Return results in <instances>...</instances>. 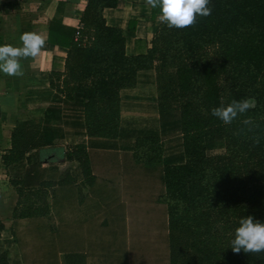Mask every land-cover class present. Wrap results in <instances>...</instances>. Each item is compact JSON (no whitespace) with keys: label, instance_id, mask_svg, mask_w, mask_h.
Wrapping results in <instances>:
<instances>
[{"label":"trees","instance_id":"1","mask_svg":"<svg viewBox=\"0 0 264 264\" xmlns=\"http://www.w3.org/2000/svg\"><path fill=\"white\" fill-rule=\"evenodd\" d=\"M115 6L116 0H86L78 42L75 30L50 20L47 43L67 51L63 71L50 72L49 87L66 100L81 94L86 137L114 139L119 91L132 88L138 72L153 71L156 109L178 115L183 162L160 166L162 144L153 136L135 138L131 157L158 176L168 264H264V252L235 253L230 243L241 218L264 223V0H210V16H197L185 29L160 22L150 47L134 56L124 54L122 31L102 18L103 9ZM149 12L159 15L150 6ZM245 98L253 107L232 124L211 115L212 108ZM245 119L251 124H242ZM253 136L260 137L259 145ZM212 137L221 138L222 153H206L205 140ZM46 146L38 125L15 124L1 163L25 160L23 177L10 181L18 196L42 180L37 152ZM87 155L76 145L63 158L85 173ZM25 214L20 210L18 217ZM11 234L19 250L21 241ZM0 264H7L4 253Z\"/></svg>","mask_w":264,"mask_h":264},{"label":"crops","instance_id":"2","mask_svg":"<svg viewBox=\"0 0 264 264\" xmlns=\"http://www.w3.org/2000/svg\"><path fill=\"white\" fill-rule=\"evenodd\" d=\"M85 2L0 0V46H22L19 38L24 32H36L46 40L52 19L76 30L80 27L79 18ZM101 15L106 26L122 31L125 56L144 53L160 23L158 15L150 17L146 0H116V6L103 9ZM66 51L46 41L39 56L20 60L23 76H7L0 72V222L3 226L0 253L6 255L7 264L10 252H16L11 232L17 225L35 236L27 237L29 245H35L27 257L31 264H120L123 257L129 260V254L133 255L135 251L144 253V241L138 237H144L145 226H157L146 228L156 237L166 233L165 209L156 202L160 188L155 197L153 190L150 191L154 183L160 187L158 176L145 173L131 154L135 138L153 136L159 139V129L177 126V112L156 109L154 73L140 71L132 88L119 91L116 138L86 137L81 94L76 92L71 100H66L48 84L51 71H63ZM145 76L152 79L153 107L160 121L154 125L150 120L141 119L144 122L133 124V119L127 118V125H122L129 110L134 108L133 98L144 90L142 79ZM21 122L36 124L41 130L47 146L37 152L38 159L44 150H55L60 159L40 164L44 169L42 180L21 188V196H18L10 181L20 180L27 164L20 160L4 167L1 156L9 149L15 124ZM176 137L178 142L159 139L162 144L160 166L183 162L180 133ZM76 145H83L88 152L85 173L75 161L66 162L63 158L64 153ZM44 182H49L50 186ZM146 193L152 196L148 203ZM20 210H25L24 218L18 217ZM46 227L54 229L55 233ZM112 237H120L115 243L124 248L120 253L116 254L113 247L104 249ZM125 237L133 240L128 242ZM45 244L50 247L46 249ZM20 260L16 257L14 264H21Z\"/></svg>","mask_w":264,"mask_h":264},{"label":"clouds","instance_id":"3","mask_svg":"<svg viewBox=\"0 0 264 264\" xmlns=\"http://www.w3.org/2000/svg\"><path fill=\"white\" fill-rule=\"evenodd\" d=\"M210 0H146L152 9H158L157 19L166 24L168 28L185 29L196 23L197 16L208 17L212 9L208 6ZM22 46L14 47L10 44L0 46V72L7 76H23L21 59L36 58L45 46V38L36 32H24L20 36ZM253 104L245 98L233 100L227 106L214 107L211 115L230 125L239 116L246 114ZM251 124L250 119L241 122ZM251 130V129H249ZM254 145H259L260 137H252ZM231 249L235 253L264 252V223L254 221L253 217L241 218L239 226L235 229L234 238L231 240Z\"/></svg>","mask_w":264,"mask_h":264},{"label":"rangeland","instance_id":"4","mask_svg":"<svg viewBox=\"0 0 264 264\" xmlns=\"http://www.w3.org/2000/svg\"><path fill=\"white\" fill-rule=\"evenodd\" d=\"M151 81L152 79L148 78L147 76H145L142 79V86L144 87L143 88L144 90L141 91L135 98H133L134 100L132 103L134 105V108H132L133 110H129L128 112L129 114L124 118L122 125H127L125 121L128 119H133L132 120L133 124H137V123L141 124V122H144L141 119L150 120L152 123H154V125H156V123L160 121V119H157L158 118L156 117L157 112L154 111L155 108L153 107L152 99L154 98L153 97L154 92L152 90ZM153 129L158 130L157 127L156 128L154 127ZM157 133L160 137L159 138L160 140L169 139L171 141L177 140L178 142V138L176 137L179 134L178 125L170 126L162 130L159 129ZM205 148H206V153L208 155H216V154L222 153L223 144H222L221 138L212 137L210 139H206ZM159 188H160L159 185L156 186V183H154L153 188H151L150 190V191L153 190V197H155ZM145 200H146V203L152 201V196L149 193H146ZM154 227H157V226H145L144 237H141V238L138 237L139 240L143 239L144 241V244H145L144 251H143L144 253H136L135 251L133 255L129 254L128 256L129 260H127L126 257H123V260L121 261L120 264H124V263L126 264V262L124 261H128L129 264H168L167 262V252L168 251H167V243H166L165 234L163 233V235L160 234L158 235V237H156L155 234H151L150 231L148 232L146 231V228L148 229V228H154ZM158 228H159V225H158ZM14 231L17 234L16 238H19L21 243L19 242L20 243L19 250L16 247V252L14 254L10 252L11 257L9 259V264H14L13 260L16 259V257L18 256L19 258H22L24 260L23 261L24 264H26L28 261H29V264H31L30 258H28V261H27V257H29L32 250L35 249V245L31 247L29 245L30 242L28 243L27 237H35V236L30 234V232H28L27 229L23 227L22 225L15 226ZM117 238L120 240V237H112V240L111 238L109 239V243L106 244L105 248L104 246L102 247L108 250L113 247L114 251L116 250V254L120 253L124 248L119 245H115V243H117ZM121 238L122 240L124 239V237H121ZM125 238H127L128 242L133 240L132 237H125ZM136 240H137L136 237H134L135 242ZM111 244H113V246H110ZM45 246H46L45 247L46 249L50 247L49 244L48 245L45 244ZM96 246L100 247L99 244H97ZM27 252H29L28 255H27ZM20 262L21 264H23L21 260ZM34 264H40V263H34Z\"/></svg>","mask_w":264,"mask_h":264},{"label":"water","instance_id":"5","mask_svg":"<svg viewBox=\"0 0 264 264\" xmlns=\"http://www.w3.org/2000/svg\"><path fill=\"white\" fill-rule=\"evenodd\" d=\"M60 159V154L55 150H44L41 153L38 161L40 164H48L52 162H57Z\"/></svg>","mask_w":264,"mask_h":264},{"label":"built area","instance_id":"6","mask_svg":"<svg viewBox=\"0 0 264 264\" xmlns=\"http://www.w3.org/2000/svg\"><path fill=\"white\" fill-rule=\"evenodd\" d=\"M79 28L80 27H78L76 30H75V32H74V36H73V40L74 41H76V42H78L79 40H80V31H79Z\"/></svg>","mask_w":264,"mask_h":264}]
</instances>
